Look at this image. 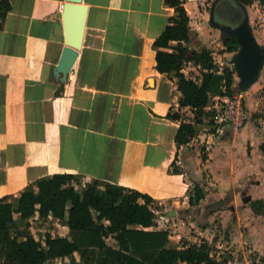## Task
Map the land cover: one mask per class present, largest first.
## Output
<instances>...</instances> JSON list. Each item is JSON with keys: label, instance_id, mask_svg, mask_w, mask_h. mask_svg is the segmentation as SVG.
I'll use <instances>...</instances> for the list:
<instances>
[{"label": "crops", "instance_id": "0c3cea01", "mask_svg": "<svg viewBox=\"0 0 264 264\" xmlns=\"http://www.w3.org/2000/svg\"><path fill=\"white\" fill-rule=\"evenodd\" d=\"M65 2L10 0L0 27V197L45 175L74 173L81 175L82 185L93 178L149 194L160 207L161 223L179 219L185 224L196 217L189 222L193 233L198 215L208 221L212 212H222L237 197L251 198L252 188L261 189L264 120L251 112L249 88L243 126L226 125L213 135L204 123L190 142L176 143L180 121L167 112L179 110L177 79L156 69L153 46L173 7L165 0H83L78 55L61 83L53 68L66 44ZM197 4L185 1L189 17ZM198 33L188 45L208 48L209 32ZM182 71L191 76L199 67L189 62ZM181 111L190 114L187 107ZM173 163L179 172L172 171ZM194 182L204 186L205 197L191 205L188 190ZM230 189L232 199L212 209ZM172 210L176 215L166 216ZM30 220L33 225L41 221L38 216ZM208 229L205 224L204 232Z\"/></svg>", "mask_w": 264, "mask_h": 264}, {"label": "trees", "instance_id": "16d2710c", "mask_svg": "<svg viewBox=\"0 0 264 264\" xmlns=\"http://www.w3.org/2000/svg\"><path fill=\"white\" fill-rule=\"evenodd\" d=\"M165 1L174 8V15L153 41L155 67L159 72H173L177 79L179 110H169L167 117L180 121L175 133L179 146L190 142L204 123L208 124L206 131L214 132L213 104L220 96L236 91L235 70L219 64L211 49L188 45L198 31L190 25L186 0ZM240 1L245 5L251 2ZM257 1L264 12V0ZM10 8V0H0V27ZM237 49L233 37L223 41L220 52ZM189 62L199 67L198 78L182 71ZM186 107L190 114L181 111ZM260 150L264 160V139ZM201 158L207 159L204 146ZM172 166L173 172H179L175 163ZM81 180L79 174L53 173L37 178L16 194L0 197V264H46L94 250L95 264H217L213 245L207 240L180 244L178 239L174 243L167 230L153 229L160 207L149 194L93 178L82 185ZM204 197V186L194 182L188 190L189 203L198 204ZM259 203L264 206L262 199L251 201L256 213ZM35 216L41 221L49 216L59 218L69 231L59 236L48 230L40 239L30 220ZM109 237L114 244L107 242Z\"/></svg>", "mask_w": 264, "mask_h": 264}, {"label": "rangeland", "instance_id": "374dc122", "mask_svg": "<svg viewBox=\"0 0 264 264\" xmlns=\"http://www.w3.org/2000/svg\"><path fill=\"white\" fill-rule=\"evenodd\" d=\"M212 1L213 0H197L198 4L196 12L190 16L193 24L192 26L195 28L198 26V32H209L210 36L207 41L209 44L208 48L212 50L215 60L221 65L227 64L230 67H233V65L225 58L229 53L220 52L223 48L222 41L224 39V36L221 33L222 31L212 26L209 21V6H211ZM238 1L242 3L240 0ZM250 1L251 2L247 5L242 3L246 8L248 24L252 28L256 41L260 45H264V12L257 0ZM189 74L194 78L200 76L199 72L194 71H190ZM234 79L235 90L237 92H242L238 90V82L240 78L236 72L234 74ZM249 91L252 93L253 100L251 112H253L256 117L264 120V72H262L259 78L250 86ZM243 93L245 96V92ZM260 174L261 189L252 188L250 193L251 198L243 199L241 196L237 197L231 206L221 207L220 210H222V212H218L217 210L212 212V216L208 221L203 215H198V224H196L198 228L197 231L191 233V230L195 229L190 230L191 225L189 222L196 218L194 216H191L185 224L179 219L175 220V224H173L172 219H167L168 221L164 219L163 221L167 223L166 225L159 220L157 227L167 230L169 233L171 232V240L174 243L178 239L180 244L184 241L200 243L205 240V236H208L210 240L208 242L212 243L215 256L220 255L221 257H226L231 252L237 254L249 253L255 254V256L260 258L264 263V206L262 203L258 204L257 207L259 213L254 212L251 208V201L253 199L260 198L264 201V166ZM224 196L225 194L221 197ZM63 224L64 223L61 222L59 225L56 222H52L51 219L46 220V222L36 220L33 225V232L40 239L48 230L52 231L55 235L61 236L67 232V230L64 229ZM203 224L204 226L205 224H208L209 227L205 232L203 230ZM185 236H189L190 239H186ZM107 242L109 244H114L115 241L112 237H109ZM96 254V250L88 251L82 255L75 253L64 259L49 260L46 264H95Z\"/></svg>", "mask_w": 264, "mask_h": 264}, {"label": "water", "instance_id": "95a60500", "mask_svg": "<svg viewBox=\"0 0 264 264\" xmlns=\"http://www.w3.org/2000/svg\"><path fill=\"white\" fill-rule=\"evenodd\" d=\"M226 2H232L241 13L243 12V17H240L236 24L226 22L227 19L223 18L220 5L225 3V6L229 7L230 5ZM84 17L85 5L83 0H66L63 11L66 44L63 46L60 58L53 68L54 77L61 83L66 81L78 55L77 48L81 42ZM209 21L212 26L222 31L223 35L226 34L223 41L233 37L237 39V51L227 54L225 58L233 65L240 78L238 90L247 91L264 71V45H260L254 37L252 28L248 24L245 5L238 0H214L209 10ZM226 193L224 198L212 203V209H219L229 202L234 195V190L230 189ZM175 215V210L166 212L168 217Z\"/></svg>", "mask_w": 264, "mask_h": 264}, {"label": "built area", "instance_id": "2783aa9c", "mask_svg": "<svg viewBox=\"0 0 264 264\" xmlns=\"http://www.w3.org/2000/svg\"><path fill=\"white\" fill-rule=\"evenodd\" d=\"M215 110L214 132L213 135L223 131L224 126L230 125L233 128H240L247 120V107L243 92H233L224 94L213 104ZM160 216V211H157ZM161 220V218H158ZM217 264H264L255 254L249 253H230L226 257L216 256Z\"/></svg>", "mask_w": 264, "mask_h": 264}, {"label": "flooded vegetation", "instance_id": "af4514ba", "mask_svg": "<svg viewBox=\"0 0 264 264\" xmlns=\"http://www.w3.org/2000/svg\"><path fill=\"white\" fill-rule=\"evenodd\" d=\"M213 1L211 2V6H209V9H211ZM226 3L229 4L230 6L226 7L225 3L220 5V8L222 9L221 13L223 14V18L227 19L226 22H230V23L236 24L240 20V17L241 18L243 17L242 16L243 12L241 13L239 11V8L236 7L232 2L231 3L230 2L229 3L226 2ZM216 5L218 6L219 4H216ZM236 13H237V17H236ZM225 35L226 34H224L223 36H225Z\"/></svg>", "mask_w": 264, "mask_h": 264}, {"label": "bare ground", "instance_id": "6f19581e", "mask_svg": "<svg viewBox=\"0 0 264 264\" xmlns=\"http://www.w3.org/2000/svg\"><path fill=\"white\" fill-rule=\"evenodd\" d=\"M151 83V82H150Z\"/></svg>", "mask_w": 264, "mask_h": 264}]
</instances>
